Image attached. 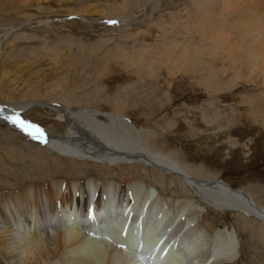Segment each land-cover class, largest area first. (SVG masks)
Returning a JSON list of instances; mask_svg holds the SVG:
<instances>
[{
  "label": "rangeland",
  "instance_id": "rangeland-1",
  "mask_svg": "<svg viewBox=\"0 0 264 264\" xmlns=\"http://www.w3.org/2000/svg\"><path fill=\"white\" fill-rule=\"evenodd\" d=\"M147 1L0 0V105L19 109L22 119L40 124L53 135L65 134L68 123L48 108L49 103L69 112H98L97 118L104 122H110L109 114L127 115L142 131L145 147L174 158L198 180L220 178L251 193L264 205V121L257 120L243 100L251 95L244 94L246 85L236 92L228 89L215 99L208 96L194 74L170 75L161 65L164 58L159 56V44L182 42L185 32L181 22L187 18L185 8H190L194 0H152L146 5ZM256 92L250 91L259 95ZM73 120L79 127L88 126L85 121ZM76 164L75 169L70 158L34 140L19 127L0 123V200L31 184L53 188L52 183L57 181L112 177L125 182L116 174L120 171L132 180L144 176L152 187L159 184L150 168L146 173L141 166L123 164L113 166V174L107 173L108 169L103 174L104 168L95 162L82 164L77 160ZM166 178L176 179V184L171 186L166 181L163 193L184 197L176 176ZM202 203L207 220L216 227L236 230L240 249L233 264H264L263 221ZM144 223L143 229L140 226ZM107 226L99 220L92 229L97 232ZM128 226L131 233L127 235L124 230V237L134 240V228L131 223ZM140 226L137 246L145 240L149 227L145 219ZM37 228L30 217L21 230L12 227L17 232H12L8 243L24 264L32 252L25 251L30 245L27 243L41 237ZM88 238L84 250L76 248L68 253L64 259L67 263L105 264L111 246L102 239ZM0 264H8L1 253Z\"/></svg>",
  "mask_w": 264,
  "mask_h": 264
},
{
  "label": "bare ground",
  "instance_id": "bare-ground-1",
  "mask_svg": "<svg viewBox=\"0 0 264 264\" xmlns=\"http://www.w3.org/2000/svg\"><path fill=\"white\" fill-rule=\"evenodd\" d=\"M185 9L187 18L181 22L185 32L183 43L175 44L173 40L162 46L158 43L159 56L164 58L161 65L167 67L170 75L194 74L208 96L215 99L221 98L220 93L228 89L236 92L246 85L244 94L251 95L242 96L243 100L250 105L257 120L264 121V0H194L192 6ZM240 83H243L241 87ZM252 90L259 95L253 96ZM48 108L67 121L68 129L65 134L53 135L38 124L45 133L44 142L39 143H46L51 150L70 158L75 169L77 160L82 164L95 162L104 168L103 174L105 169L113 174V166L130 164V168L143 167L146 173V168L153 170L159 184L152 187L144 176L132 180L128 173L120 171L116 174L122 175L125 182L115 177L57 181L52 183L53 188L31 184L9 193L0 200V253L8 264H24L19 260V253L13 254L8 240L12 232H17L12 227L21 230L28 217L33 218L41 237L27 243L30 245L25 251L31 249L32 252L27 254L25 264H58L61 260L62 264H69L64 260L68 253L76 248L85 249L88 236L93 237L92 228L99 220L108 224L95 232V238L111 246L105 264H120L115 260L122 264H169L155 246L135 243L141 237L140 227L146 228V223L140 226L144 219L149 225L145 240L163 241L162 249L168 253L172 250L176 256L170 264H233L240 249L239 236L234 228L216 227L207 220L202 201L222 212L234 211L264 222V205L257 203L251 193L236 189L220 178L198 180L174 158L145 147L142 131L127 115L109 114L106 116L110 122H104L97 118L98 112L86 109L69 112L52 103ZM17 113L19 109L0 105V123L18 128L6 119ZM73 117L88 126L79 127ZM167 175L176 176L184 197L163 193L165 182L169 181ZM174 180L170 179L171 186L176 184ZM101 192L103 202L99 204ZM95 195L97 198L93 200ZM88 198L89 209L85 213L83 204ZM45 211L52 212L43 217ZM130 223L134 240H130L131 236L124 237V230L127 235L131 233L127 231Z\"/></svg>",
  "mask_w": 264,
  "mask_h": 264
},
{
  "label": "snow or ice",
  "instance_id": "snow-or-ice-1",
  "mask_svg": "<svg viewBox=\"0 0 264 264\" xmlns=\"http://www.w3.org/2000/svg\"><path fill=\"white\" fill-rule=\"evenodd\" d=\"M109 23H117V21H109ZM6 119L9 120L12 124L19 127L31 138L44 142L45 133L39 125L34 124L31 121H26L22 119L18 113L13 116L6 117Z\"/></svg>",
  "mask_w": 264,
  "mask_h": 264
}]
</instances>
